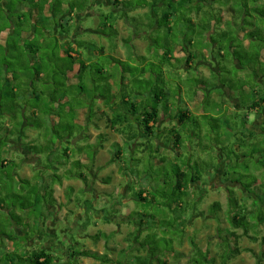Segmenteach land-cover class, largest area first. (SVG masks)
Wrapping results in <instances>:
<instances>
[{"label":"rangeland","instance_id":"374dc122","mask_svg":"<svg viewBox=\"0 0 264 264\" xmlns=\"http://www.w3.org/2000/svg\"><path fill=\"white\" fill-rule=\"evenodd\" d=\"M76 1L77 0H67V2ZM135 1L137 3L140 0ZM97 2H95L93 7L90 0L89 6H86V8H91V13L81 18L82 21L80 27H82L84 33L78 35L77 41L85 42L86 44L82 47H77V43L75 44V51L80 55L78 58H83L89 65L87 72L90 76L84 77L82 81L78 80L79 82L70 88L68 83L67 87L64 88L59 86L58 97L60 99L64 97L65 100L59 108L55 104L52 106L53 108L56 107L57 114L55 115L57 123L52 125L50 121V123L48 122V124H44L40 129L35 127L37 132L41 133L42 141H45L43 134L52 132L53 127H55L60 134L66 136L63 140L64 142L61 144L62 146H60L62 149L60 154L56 155L55 152L53 153L56 157V164H60L61 172L56 164L55 167H57L58 171L57 169H52L40 172L29 166L32 172L36 174L35 179L34 182L24 181L21 179L23 174L21 171L22 161L20 160V155H15V158L13 157L12 160H9V165L6 168H3L2 170L0 169V258L3 257L4 259L1 264H9L11 260L14 264H29V262L24 261L23 259L26 258L27 260L34 250H39L40 245H38V242L41 236L46 234L45 236L48 237V229L42 225V223H44V216L47 213L43 208V204L46 202L47 204L54 206L56 203L53 197L54 188L51 182L54 179L52 177H58L63 173L64 178L68 179V175L70 173H74L76 176L83 175L87 178V181L84 178H78L80 179L79 183L81 186L75 185V188L67 187L62 194L63 201L61 199L58 200V207H62L63 209L66 208L67 216L64 215L61 222L58 224L55 242H58L59 244L53 252L57 253V257L60 259L61 263V260H63V263L65 264H96L94 259L83 258L81 255H79V257L78 255H75V253H80L84 251V249L100 253H123L120 251L121 248L126 246L128 248L129 246V244L124 245L125 243L123 240L129 237L130 232L135 229L133 223L137 222V219L133 220L135 218L128 215V213L138 209V203L135 201V198L139 190L142 188L145 189L150 194L149 197L151 198L153 194H156L157 190L158 192L164 190V180L167 179V191L170 192L171 184L173 183L171 179L174 177V180H176V177L180 176L183 172L187 173L190 168H192L190 176H199L203 187L200 192L196 185L192 186L191 189L187 190L190 195V199H188L187 196H184V198L187 200V203H190V207L197 204V209L195 208L194 212H192L191 209H187L185 212L183 211L186 215L184 218L186 219L187 217H191L192 214L194 215L191 217L192 219L189 221L184 234L180 233L181 231L179 230L173 231L175 234L173 235V239H175L173 242L174 244H166L163 241L164 239L154 238L156 240L152 243V247L159 248L162 251L173 250L169 256L164 258L165 260H168V264H189V260L193 254L190 241L194 240L196 241V244L203 249V251L211 253L210 259L214 258L216 260V264H222L220 259V256L223 253L221 244L228 240V234L230 232L228 221H226L228 211L230 209V201L229 194L223 186L216 188L215 184H219L218 181L220 180V176L222 177L223 183L228 182L227 180H231L232 177H237L241 179L240 182L243 183L244 187H242V189H245L246 191L250 190L252 191V194L256 191L264 192V133L259 137V135L254 134L251 128L249 129L247 126H243L242 124V121L244 120L243 118L246 114L249 118L252 117L250 120L247 118V123L249 125H252L256 121L257 115L253 111H248V109L242 108L239 112H236L234 117H228L225 115V109H216L213 105L211 111L215 112V109L217 110V115H213L218 118V123L214 120L208 121V119L205 118H199V120L196 119L198 123L196 126H194L193 122L190 123L189 125H191V128L186 126V129L188 130L186 134L189 133L190 135L184 138V142L186 143L183 148H180V151H174L168 148L170 144L168 145L167 142L169 143L170 137L171 139H174V134L168 131L169 133H167V136L163 140L167 145L164 143V145L161 146L164 147L162 154L161 152L157 153L156 145L155 150H144V147H141V144H146L147 142L141 137H139L140 139L138 141L134 142V144L137 145L135 146L133 144L135 147L131 149L129 148L128 142L124 141L122 136L106 130V126H103V129L105 128L104 134L107 136L101 135L95 138V135H90L93 133H90V131H92L90 130V126H93L97 118L95 114L105 111V101L103 99L110 98L108 97L109 91L114 93L117 86L116 80L119 82V94L116 95V97L122 98L124 94L122 83L125 80L130 84L125 91L129 93L133 92V94L134 92L139 93V96H143L145 100L148 99L147 106L152 107L155 105L153 101L154 94L158 91L160 92L161 90L167 93L170 89V98H165V101L169 100L171 102L175 101L174 96L181 97V90L185 96L187 95L189 100L192 99L191 96H194L197 91L205 93L204 89L200 87L198 78H203L205 77L203 75H208L210 73L209 70L204 71L199 69V67H197L198 72H196V69L193 68L185 71L182 67L187 68V66L182 65V61L181 63L173 61L175 65L173 64V67H167L168 70H166V78H163L160 75L161 69L163 68L162 53L169 42V44H171V42H179L181 46L188 48L189 51L196 57V63H198V61L205 60L202 56V50L206 46L205 44H201V38H198V36L194 37L193 32L190 29H187L185 35L188 37L193 36L194 44L192 47L184 45V31L187 27H185L182 22L180 23L179 20L181 19V16L179 13L176 15L177 20H175V26L173 25L175 34L174 38L171 40L166 39L164 36L165 29L163 27H160L158 30H152L153 28L148 26L149 11L140 12V9L127 11L128 15L125 20L119 17V13H117L116 18H118V22L116 24L120 37L111 34L110 29H107L106 31L107 36L92 35L91 33L89 34V31L102 27L105 23V16L115 11L113 6L109 8L112 4L110 0H100L98 3ZM123 2L125 1L123 0ZM29 4L30 2L28 5ZM1 8L0 12L3 10ZM84 10L79 9L81 15L85 14ZM223 12H225L224 16L226 18L231 15L229 20L232 22L223 25V28H225L226 31L217 30L215 32L216 34H212L211 37L220 40V43L218 42L217 45L224 46L222 49L225 55L219 54L220 51L218 50L217 45L212 43V41H209L208 45L210 55V58L208 56L209 63L214 67L221 68L223 71V73L219 74L221 75V83L219 80L215 81V78L211 76V80H205L206 83L204 84L208 87V89L212 90L215 88L218 89L215 85L220 83L223 85V88L220 86L217 91L218 93L223 92L225 85L228 88L233 86L234 89H236L238 85L240 86L242 84L234 75L235 70H233V67L236 66V62L233 61V59H235V56H241V58H243L242 63H248L247 58L245 57L247 53L243 48V39L239 37L238 31L239 27L243 26L245 20L248 22L251 21V19L244 13L236 12L237 14L234 15L227 9H224ZM115 15V13H112L110 17H115ZM40 17L44 18V20L48 22L47 25L43 23L44 27H47V29H50L51 31L56 30V27H51L53 26V22L55 23L54 19L50 20L44 15H40L37 19ZM152 17L154 18V16ZM153 18L150 19L151 23L156 20V17L154 19ZM257 18V21H261L259 16H257ZM81 19L78 18V20ZM27 20L29 21V19ZM158 21L160 20H157V22ZM111 22H113V18H111ZM79 23L77 24V27H79ZM258 24L254 25V28L246 25L240 29L243 30L246 28L247 32H252L257 29V26L259 27V25H261ZM1 27L2 22H0V30ZM67 29L68 27L65 29L60 27L58 29V39H60L61 51L57 50L55 54L51 49H44V47H41V53L36 57L32 56L25 48V54L22 58H19L20 52L17 53L16 50L11 52L10 62L15 65L16 72H18L23 79H25L24 75L26 73L28 74H26L27 78L31 76L36 79L37 70H40L44 74V79L39 78L41 79L40 81H35V92L46 93L54 90V88H56V83L59 85L66 83L67 79L63 75V71L68 69L67 66L72 63V59L63 54V52L67 48L65 45H74L73 34L74 32L76 34L79 32L74 30L75 27L74 29L70 28L73 32L72 35L68 37ZM223 32H226L228 35L222 37ZM123 37L125 41H122ZM255 37L260 38L261 36L256 35ZM36 38L38 39V37L34 36L32 40L28 38L25 40H19L17 37H13V44L16 45L21 41V44H23L22 47H26V45L31 43L36 44ZM44 41L45 38L41 40V42ZM232 42L235 47L230 46L233 44ZM148 44H150V49H146L148 58L137 57L145 51V45L148 47ZM133 45L137 46V50H133ZM104 47L106 48L105 52L100 53L101 49ZM254 48L251 49L249 55L255 53ZM97 52L99 53L98 55H96ZM175 53V57H179L177 54H180L182 60L185 58L186 53L182 52V50L179 51V53ZM41 55L45 58H42ZM141 58H144V60ZM4 60L5 57L0 56L1 64H3ZM252 61L255 62V58H252L249 63H252ZM78 62H80V60H78ZM134 63L136 64L134 65ZM29 64L31 65V68ZM128 65L131 67H145L148 74L143 75L136 71L124 73L123 70L127 68ZM227 67H229V69ZM173 68H175V70ZM240 70L244 73L243 76H246V73H248L244 72V69L242 68H240ZM109 76H114L113 81H105ZM212 93H216V91H212ZM260 94L264 96V87L260 89ZM102 97L104 98L102 99ZM40 98L42 101L38 102L37 99H35L32 100V102L43 111L45 105L49 103L47 101L49 98L44 94H40ZM181 98L184 101V103L183 101L181 102L183 103L182 106H185L187 104V100L184 99V97ZM101 101L104 103H101ZM176 102L180 104L179 101ZM209 102L210 101H208V103ZM245 103L247 104V102H243V105H245ZM159 104L160 109H162L163 103L160 102ZM206 105L208 104L206 103ZM85 108L89 112H92V116L89 117V113H86V111H80ZM179 108L181 107L177 104V106H174V111L178 112L180 110ZM244 108H246V106H244ZM93 112L95 113L94 115ZM2 118V120L8 124L6 116H3ZM2 123L3 122L0 123V127ZM105 123L106 121L103 120L101 125H105ZM217 125H219L220 129L216 127ZM246 130H249V133H247ZM219 131L224 135L227 133V143L236 142L237 144H241V140L243 138L245 140L247 139L248 146H244L245 158H243V160L238 161L231 158L229 159V162H227L226 155L228 157L229 153L227 151V154L225 155L221 150L225 140H222ZM250 134L252 136H250ZM140 135L141 134H139V136ZM109 136L112 137V139H109ZM54 141L56 142L55 139ZM116 143H119V145ZM120 146H122L124 154L122 156H118L119 159L114 161V155L120 149ZM64 148H70L72 155H63ZM178 154L182 155L179 156ZM164 157L169 158L171 161L167 160V162H163L162 159ZM46 159L47 158L42 159V161L46 162ZM82 159H88V161L83 162ZM124 167L128 168V170L125 174H122L121 171L124 170ZM114 169L118 172L117 176L121 174L119 178L114 177ZM64 171L66 172L64 173ZM41 176L45 177V181L42 180ZM97 176H99V178H97ZM107 176L111 179L107 180ZM47 178L50 179L47 180ZM103 179L107 181H103ZM95 181H98L99 184L95 183ZM86 182H88L89 186L85 187ZM122 185L123 188L127 187L130 192L126 195V191H123L125 196L118 199L119 195H117V191ZM250 185H252L251 189H249ZM227 187L229 190L241 188L239 186L233 187V185ZM239 190H237V192ZM30 192H32V194H29ZM201 194L202 197L200 198ZM252 194H248V197H246V204H248L249 207H251L254 200L257 199V196ZM127 196L129 198L126 202L124 199L127 198ZM239 197H242V195ZM29 199L35 204L39 201L41 202V205L40 203H37L35 205L36 207L33 206L30 209H25L23 205L25 202H28ZM117 199L118 201L115 202ZM86 201H90V203L92 201L93 203L96 202L95 205L97 206H99L100 203L99 207L102 208L112 205L107 209H120V213H111V216H113V223L111 225H107L101 219L103 214H94L93 211H90L88 214L87 210L90 205ZM114 202L116 205L118 204L119 208L113 204ZM215 203L220 204L219 210L214 208ZM145 207L140 205L139 208ZM82 208L85 209L84 212H80ZM154 209L157 208L154 207ZM77 210H79V223L77 221L76 223L73 221V211ZM127 215L128 219L129 217L132 219H129L128 221L126 218ZM26 216L30 218V224L25 222ZM173 216L174 214L172 217ZM165 220L167 219L159 218L158 221L156 220L157 225L150 229H145L146 231L141 233L142 237L147 236L149 233H158L159 236L162 235ZM148 222L152 223L153 220L151 219ZM86 224L88 225L86 226ZM18 229L22 231V234L17 232ZM119 229L122 231L121 235L113 233L115 230ZM219 229H222L223 231L220 233L218 231ZM65 230L67 232L66 234L64 232ZM260 232L261 234L259 235V240L254 241L252 239V236H254L252 232L245 234L243 229L238 230L237 233L241 236L238 239V244L242 249V253L236 259L228 261L227 264H264V259L263 262H261L260 259L257 258V255L262 254L260 253L261 251L264 253V248H262L263 240L261 238L264 236V228H262ZM98 235L101 242L95 243L98 240ZM65 236H67V241L64 240ZM115 236H117L119 239L118 241L120 242L117 249L105 250L104 242H108V246L114 244L113 241ZM29 241L32 243L31 245ZM234 241L235 239L232 238L231 242L234 243ZM22 244L27 245H23L22 247ZM25 249L29 251H31V249L33 250L28 252ZM246 249L252 250V252H249ZM167 251L161 253H167ZM61 253H63V255ZM126 253L133 252L128 251ZM173 253H182L184 257L179 260L175 259ZM9 258L11 259L8 262L7 260ZM119 259V254H116V260Z\"/></svg>","mask_w":264,"mask_h":264},{"label":"trees","instance_id":"16d2710c","mask_svg":"<svg viewBox=\"0 0 264 264\" xmlns=\"http://www.w3.org/2000/svg\"><path fill=\"white\" fill-rule=\"evenodd\" d=\"M36 1V0H35ZM34 0H0V8L3 9L0 12V22H2V27L0 30V56L5 57V60L3 64L0 63V121L3 122L0 127V169L6 168L9 165V160L7 157L3 156L4 153H8L6 149H11L10 141L13 139H16L20 134L27 137V132H29L30 128L36 130L35 127H38L39 129L43 127L44 124L50 123V116L55 115L56 113V107H52L54 104L59 108L61 106L62 102L65 100L63 98H59V86L61 87H67V81L66 83H63L62 85H59L56 83V88L52 91H48L46 93L41 92H35V81H40L41 79H44V74L37 70L36 79L34 77H26L23 79L21 75L16 72L15 65L10 62V56L12 51L20 52L19 58H22L25 54V49L29 51V53L36 57L41 53V47H44V49H51L54 54L57 50H60V39H58V33H55L54 31H49L47 27H44V24L47 25V21L44 20V18L40 17L39 19L34 18L32 16L31 12H27L25 9L29 5H31L33 8H36L37 11L41 15H43L45 6L49 4V0H37L35 2ZM115 0L113 2V5H115V9L120 8L121 6L123 9V13L119 14V17L122 19H126L129 10H136L139 8L146 9L149 11L148 17H149V25L152 30H158L160 27H163L165 29L164 36L166 39L171 40L174 38V26H175V20L177 13L180 14L181 19L179 20L180 23L187 27L184 31V35L186 34L187 29L192 30L194 37L198 36V38H201V44H205V46L208 48L209 52V41H212L214 44L220 43V40L215 39L214 37H211L212 34H214L217 30L226 31L225 28H223L224 24L231 23L230 20H225L223 18L222 12L224 9H227L228 11H231L234 15H236V12L244 13L247 17L251 19V21L245 20L243 23V26H250L255 27L256 24H261L259 27L257 26V29H255L252 32H247L245 39H248L250 41V47L249 49H245V52L247 55L245 56L247 58L248 63H242L241 56H235V59L233 61H238L240 68L244 69V72L246 73V76H243L244 73L240 70L239 66L233 67V70H235V76L236 78L242 83L240 86L238 85L236 87V91H240L241 87L246 86L250 88L251 90L249 92H246L245 90H242L240 93L243 98V102H249L252 101L254 104L251 107L252 110H255L257 107H264V96L260 94V89L263 88V85H260L257 89L258 85L255 81L256 76H264V62L261 60V51L264 49V0H140L136 3L134 0ZM128 2V3H127ZM83 3V4H82ZM90 0H82L81 3H78L76 7H78L81 10H84L86 6H89ZM131 3V4H130ZM53 4V6H52ZM63 1L62 0H52L51 6L52 11H59V9L62 7ZM130 5V6H129ZM129 6V7H128ZM78 9V10H79ZM118 10V9H117ZM3 11V12H2ZM56 13V12H55ZM110 16L112 14H109ZM109 15L105 16V23L102 27H98L95 30V33L97 35L107 36L106 31L107 29L111 30V34L120 36L119 31L117 30V22L118 18L110 17ZM156 17V20L151 23L150 19ZM257 16H259L261 21H257ZM111 18H113V22H111ZM153 18V19H154ZM29 19V21L27 20ZM54 19V18H53ZM51 20V19H50ZM55 20V24L57 25V21ZM75 20L74 17H69L65 20H63V24H66V26H70V23ZM157 20H160L157 22ZM31 22V23H30ZM44 23V24H43ZM43 25V26H42ZM154 25V26H153ZM174 25V26H173ZM62 28H64V25H62ZM65 29V28H64ZM70 29H67V36H70ZM216 34V33H215ZM222 37H225V35H228L226 32L222 33ZM256 35H260V38H256ZM36 36L38 39L36 40V44L31 43L26 45V47H22L23 44H21V41L18 42L16 45L13 44V37H17L20 39H30ZM45 38L44 42H41L42 39ZM34 41V40H33ZM122 41H125L124 37L122 38ZM185 44L186 46H193L194 38L193 36L188 37L185 35ZM32 42V41H31ZM79 47L84 46L85 42H78L75 41ZM170 43V42H169ZM167 43V46L165 47L163 53H162V69L160 72V75L163 78H166L167 76V67L171 66L173 67V60H176V62L181 63L182 60H179L175 58L174 54L175 52H179L182 50V52H185L187 54V57H185L184 61H182V65H185L191 69L192 67L189 66L193 59H196V57L189 51L188 48L181 46L179 42H171V44ZM233 43V42H232ZM126 44V42H125ZM231 47L234 46V43L230 45ZM218 50L220 51L219 54L225 55L223 51V45H217ZM235 47V46H234ZM255 47V48H254ZM254 48V54L249 55V52L251 49ZM180 49V50H179ZM234 49V48H231ZM63 50V49H62ZM61 51V50H60ZM203 54L202 56L204 59H207V55H205L204 48H203ZM105 52V47L101 49L100 53ZM61 53V52H60ZM65 55L70 57L72 59V63L67 66L68 69H65L63 71V75L67 79V71L72 69L74 67V64L76 63L75 57L72 56L73 53H75V48L68 44V48L63 52ZM236 55V54H235ZM253 56V57H251ZM33 57V58H34ZM42 57V55H41ZM49 57V56H48ZM45 58V57H42ZM252 58H255V62L252 61V63H249ZM144 60V59H142ZM205 62V61H204ZM208 64L209 61H207ZM235 63V62H234ZM181 65V66H182ZM30 68L31 65L29 64ZM88 63L84 61H80V69L79 73L77 74V78L79 81H82L84 77H89L90 74L87 72L88 69ZM225 67V66H224ZM223 67V69H224ZM229 69V67H227ZM175 70V68H173ZM183 69V68H182ZM221 69V68H220ZM226 69V67H225ZM125 73L128 72H140L141 74H145L148 71L145 67H138L135 70H131L130 67L127 66L123 70ZM222 71V69H221ZM223 73V71L221 72ZM243 73L239 79V74ZM18 74V75H17ZM28 75V74H27ZM211 76L215 78V81L219 80L221 75H217L216 73H211ZM114 76H109L105 81H110L113 79ZM243 77V78H242ZM41 78V79H39ZM209 78H207L208 80ZM199 84H205L206 81L202 77L198 78ZM203 81V82H202ZM220 81V80H219ZM124 84V83H123ZM55 85V84H54ZM96 86V85H95ZM206 86V85H205ZM226 86V85H225ZM73 87V85L69 86ZM129 87V85H123V91L124 94L122 98L116 97L117 94H112L111 91H109L110 98L108 99H102L105 101L104 106L105 110L101 114L94 113L97 117V120H105L107 123V129H110L114 134H118L124 138V141L128 142L129 148H133L134 142L137 141V139L142 135L143 137L147 138V143L143 144L142 146L146 147L144 150H154L155 145L153 144L154 139L157 138V124L160 120V102L163 103L162 105V111L166 113L169 109H171L174 106L180 105L176 101H179L176 96H174V102H171L169 100L165 101V98H170V89L167 93L163 92L162 90L154 94L153 101L154 106L148 107L147 102L148 99L145 100L144 97L140 98L139 93L137 92H127L125 89ZM233 87V86H232ZM216 89V88H215ZM96 90V88H95ZM214 90V89H213ZM6 91V92H5ZM218 91V90H217ZM40 94L46 95V97L49 98L47 100L49 103L45 105L44 110L38 108L35 106L32 102V100L37 99V101L40 100ZM42 96V95H41ZM256 100V101H255ZM6 101V103H5ZM242 102V103H243ZM44 103V102H43ZM45 104V103H44ZM246 106V103L245 105ZM243 106V108H244ZM181 107V105H180ZM220 108H223V106H219ZM247 107V106H246ZM182 108V107H181ZM179 108L180 113L178 114V119L180 122V125L185 130L187 127L190 126L189 124L193 122L194 126L198 125L197 120L199 118H205L209 120H214L218 123V118L210 115V114H203L201 117L196 116H190L188 111H184L183 109ZM6 110V112H5ZM92 112H89V117L92 116ZM3 116H6V120H8V124L2 120ZM100 116V118H99ZM48 117V118H47ZM194 118V119H193ZM0 122V123H1ZM152 124V125H151ZM243 126H246L247 118H245L242 121ZM219 128V125L216 126ZM220 129V128H219ZM166 131H163V134L173 133L174 139L170 137L169 144L173 147L174 150L180 151V148L184 146L185 142L183 143L182 135L176 130L173 129H166ZM37 131V130H36ZM264 133V132H263ZM40 138H41V133ZM139 134H141L139 136ZM219 134L222 138V140H225L224 145H222L223 148H221L222 152L224 154H227V151L229 153L228 157L226 155V160L229 162V159L233 158L241 161L243 158H245L244 155V146L247 144L245 139L241 140V144L235 143H227L226 139L228 138L226 136L227 133L221 134L219 131ZM101 135L106 134L102 133ZM250 136H252L250 134ZM43 138H45V145L41 146V149H38V146L36 145H30L32 149L36 150V152H43V151H51L52 147L55 144H62L64 139L66 138L65 135L60 134L55 127H53L52 132L43 134ZM72 138V137H71ZM42 139V138H41ZM56 140V142L54 141ZM119 145V143H116ZM236 146L239 147V151L236 150ZM248 146V144H247ZM6 150V151H5ZM69 150L70 148H64L63 155L69 156ZM111 153V152H110ZM124 154V150L122 149V146H120V149L117 151V153L114 155L113 160L119 159L118 156H122ZM179 155V154H178ZM180 154L179 156H181ZM171 161L169 158H163V162ZM111 162V161H110ZM79 163V162H78ZM115 163V162H114ZM122 167V166H121ZM122 170V169H120ZM128 168L124 167V170L121 171L122 174H125L127 172ZM190 171H192V168L188 170L187 173L183 172L180 174V176L175 178L173 177L171 180L173 183L171 184V191H167V184L168 180H164V190L163 191H156V194H153V196L150 198V194L145 190L141 189L139 190L135 201L138 203L137 207L138 209L133 212H129L128 215H131V217H134L137 222L133 223L134 230L130 232L129 237L124 241V245L129 244L128 248L122 247L121 252L123 253H100L97 251H91L86 250L75 253V255H81L83 258L88 259H94L96 264H168V260H165L164 258L169 256L172 251H162L159 248L152 247V243L155 242L156 239L154 238H160L164 239L163 241L166 244H172L175 239H173V233L174 230L181 231L180 233L184 234L186 227L189 223V221L192 219L194 214L191 215V217L184 218L186 215L184 212L187 209H191L192 212H194V209H197V204L193 207H190V203L188 204L184 196H187L188 199H190V195L187 192V190L191 189L192 184L195 182L200 181L199 176L195 175L194 177L190 176ZM2 172V171H1ZM121 175V174H119ZM57 178V177H56ZM80 178H84L87 181V178L83 175L80 176ZM106 179V178H105ZM103 179V181L110 180L111 178H107V180ZM57 180H54L56 183ZM229 183L233 185V187L239 186L241 188L236 190H229L228 188V194H229V201H230V209L228 211V217L226 221H228L230 232L228 234V240L224 241V243L221 244V247L223 249V253L220 256V259L222 261V264H227L228 261L234 260L237 257H239L242 253L241 247H239L238 239L241 237L237 231L238 230H244L245 234H249L252 232L254 236H252V239L254 241L259 240V235L261 234V229L264 228V192L256 191L252 194V191L245 189H242L243 183L240 182L241 179L237 177H232L231 180H227ZM226 182V183H228ZM170 185V184H169ZM87 186L88 182H87ZM123 187V186H122ZM252 185H250L251 189ZM237 190H239L237 192ZM29 194H32L30 192ZM129 194V193H128ZM248 194L256 195L257 199L254 200L251 207H249L248 204H246V197H248ZM119 195L118 199H121L124 197L123 194L117 193ZM242 195V197H239ZM202 197V194L200 195V198ZM127 198H129L127 196ZM126 198V199H127ZM150 198V199H149ZM159 198V199H157ZM199 198V199H200ZM118 199L115 201L117 202ZM164 201H162V200ZM125 200V199H124ZM123 200V202H124ZM190 201V200H189ZM196 201V200H195ZM198 201V200H197ZM201 201V200H200ZM90 206L88 207V214L90 211H93L94 214L101 213L103 214L101 216V219L105 222L107 225H111L113 223V216L112 214H119L120 209L115 210H108L106 208L99 207L95 205L96 202L93 203V201L90 203V201H86ZM113 203L116 205V203ZM122 203V201L120 200ZM41 205V202H36V204ZM35 203L31 202L29 199L28 202L24 203L25 209H30L33 206L36 205ZM147 204V205H146ZM136 205V204H135ZM140 205H143L145 208H139ZM118 206V204L116 205ZM36 207V206H35ZM97 207V208H96ZM156 207L157 209H154ZM102 208V209H101ZM119 208V206H118ZM214 208L219 210L220 204L215 203ZM184 211V212H183ZM84 212V211H83ZM174 216L172 217V215ZM127 215V219H128ZM129 217V219H132ZM125 218V217H124ZM159 218H165L164 226L162 229V235L159 236L158 233L156 234H148L145 237H142V232L146 231L145 229H150L157 225L156 220L158 221ZM128 219V221H129ZM153 220L152 223H149V220ZM123 220V219H122ZM132 220V221H133ZM139 220V221H138ZM161 223V222H160ZM88 224H86L87 226ZM161 227V226H160ZM220 233L223 231L222 229L218 230ZM119 232V233H118ZM114 234L121 235L122 231L121 229L115 230L113 232ZM92 238V236H91ZM234 238V243L231 242V239ZM262 238V244L264 248V236ZM97 241L95 243L101 242L99 235L97 236ZM230 239V240H229ZM117 236L114 237V244H109L108 242L105 243V250H116L117 246H119L120 242ZM193 254L192 257L189 260V264H216V260L210 259V254L196 244V241L191 240L190 241ZM174 244V243H173ZM27 245V244H22ZM127 248V249H126ZM26 251L30 252L29 250L25 249ZM247 250V249H246ZM128 251H132L133 253H126ZM167 253H161L166 252ZM249 252H252V250H247ZM260 255H257V258L260 259L261 262H263L264 259V253L261 251ZM28 254V253H27ZM116 254H119L120 259L116 260ZM175 259H182L184 255L182 253H173ZM14 255V254H13ZM115 255V256H114ZM12 257V255H11ZM80 257V256H79ZM125 258V260H124ZM11 258H9L7 261L9 262ZM24 261L29 262V264H53V259L51 256L45 252L44 250H36L33 251V253L30 255V257ZM4 259L3 257L0 258V264L3 263ZM10 263V262H9ZM11 264H14L11 260Z\"/></svg>","mask_w":264,"mask_h":264},{"label":"crops","instance_id":"0c3cea01","mask_svg":"<svg viewBox=\"0 0 264 264\" xmlns=\"http://www.w3.org/2000/svg\"><path fill=\"white\" fill-rule=\"evenodd\" d=\"M62 1H63L62 7L59 9V11H55L56 12L55 13L51 9L52 6H53V4L51 6L52 0H49V4H47L45 6L43 15L45 17H48L49 19H53L54 18V19H56L58 21L57 25H54L56 22L55 23L53 22V26L50 25L51 27H56V30L54 31L55 33H58V31H59L58 29L60 27H62V25L64 23L63 20L69 18L70 16L74 17L75 20H73L70 23V26H66V24H64V28L68 27L69 29L70 28L74 29V27H75L74 30L76 32L79 31V32H77V34L75 32L73 34V40H74L73 47L76 48L75 41H77L78 35L84 33V30L82 29V27H80V24H81V21H82L81 18L83 16L89 15L91 13V8H86L84 10L85 14L81 15V13L78 10L79 8L76 7V5L79 2H82V0L81 1L77 0L76 2H67V0H62ZM97 1L99 2L100 0H91V3L93 5V7L95 5V2H97ZM114 1L115 0H110V2L112 4H111V6H109V8H111L112 6L114 8L116 7L115 5H113ZM102 5H104V4H102ZM117 9H115L114 12H111V14L112 13H115V14L123 13L122 12L123 11L122 7L121 8H117ZM139 9H140V12L148 11V10L142 9V8H139ZM139 9H136V10H139ZM25 10L27 12H31L32 16L34 18H37V17H39L41 15L39 13V11H37V9L33 8L31 5H28ZM224 13L225 12H222V15H223L224 19L225 20H229L231 15H230V17L226 18L224 16ZM78 18H80L81 20H78ZM79 21H80V23H79ZM78 23H79V27H77ZM243 27H245V26L239 27V31H238L239 37L243 39L244 47L246 49H249L250 41L248 39H245V36L247 34L246 28H244L243 30L240 29V28H243ZM96 29L97 28L90 30L89 34L91 33L92 35H97V33H95ZM48 30H50V29H48ZM72 32L73 31H70V33H71L70 36L72 35ZM148 45H149L148 47H147V45H145V49H144L145 51L143 53L139 54V56H137V57H147L148 58V55H147L146 51L148 49H150V44H148ZM65 46L68 48L67 45H65ZM77 47H79V46L77 45ZM133 50H137V46L133 45ZM204 52H205V55H207V59L204 60L205 62L201 60V61H198V63H196L197 60L193 59V61L191 62V64H189V66L192 67L193 69H196V72H198L197 71V67H199V69H202L204 71L209 70L210 73L208 75H203V76H205V77H203V79L207 80V78L210 77L209 79L211 80V73H216L217 75H219V74H221V69L219 67L212 66V64H208L207 61H209L210 55H209L207 47L204 48ZM177 53H179V52H177ZM98 54L99 53L97 52L96 55H98ZM177 55H179V57L177 56L175 58H177L179 60H182L180 54H177ZM72 56L75 57L74 59L76 60V63L74 64V67H72V69L67 71V80H68L67 83L69 84V85L67 84L68 86H71V85L75 86V84H77V82H79L78 78L76 77L77 74L79 73V69H80L79 68L80 67V62H78V60L86 62L83 58L82 59L78 58V57H80V55L78 53H76V51H75V53L72 54ZM174 56H176V53L174 54ZM208 56H209V58H208ZM185 57H187V54H185ZM141 59H144V58H141ZM184 59L182 61H184ZM261 60L264 62V49L261 51ZM146 61H147V59H146ZM173 61L176 62V60H173ZM135 64L136 63H134V65ZM235 65L239 66V62L237 61ZM141 66H142V63H141ZM128 67H130L131 70H135L136 68H138L136 66H132L131 67L129 65H128ZM182 68L185 69V71H187V69H189L188 67L187 68L182 67ZM147 74H148V72L145 73L144 75H147ZM241 74L242 73H240L239 75H241ZM240 78L241 77L239 76V79ZM219 80H220V83H221V77H220ZM110 81H113V79H111ZM116 81H117V86H118L119 82H118V80H116ZM255 81H256V83L258 85L257 89L259 88L260 85H263L262 87H264V76H256L255 77ZM123 83H122V87H123V85H129L130 86V84L127 81H125V80H124ZM220 83L218 85H215L218 89H219L220 86L223 88V85H221ZM117 86H116V88L114 90V93L112 92L113 94L119 93V86L118 87ZM200 87L204 89L205 93L197 91L194 96H191L192 99H190V100L188 99L187 95L185 96V94L182 93V90H181V94H182L181 97H184V99L187 100V104L185 106H182V104L184 103L183 99L180 96H177V97H179L178 100L180 102V105H181L182 109L184 111H188L190 116L201 117L203 114H210L212 116H214L213 114H215V116H216L217 115L216 114V111H217L216 109L220 108L219 106H223V110L224 109L226 110L225 115H227L228 117H234L236 115V112L237 111L239 112V110H241L243 108V106H244L243 103H242L244 100H243L242 95L240 93L242 92V90H245L246 92H249L251 90L250 88H248L246 86H243V88L241 87L240 91H236V89H234V87L228 88V87L224 86L225 89H223V92L218 93L217 92L218 89H214V90L212 89L211 90V89H208V87H206L203 84H201ZM212 91H216V93H212ZM139 97L143 98V96H139ZM182 101H183V103H181ZM208 101H210V102L208 103ZM101 103H104V102L101 101ZM206 103L208 105H206ZM247 104H248V102H247ZM247 104H246L247 107L243 108V109H248V111L255 112L256 115H257V118H256V121L252 125L247 124L246 126L249 129L251 128L253 130L254 134L255 135H259V137H260V135L263 134V127H264V107L263 108L262 107L261 108L257 107V108H255V110H252L251 107L253 106L254 103L252 101H249V104L248 105ZM213 105L216 108L215 112L211 111V108H212ZM105 110H108V109H105ZM80 111H84V112L86 111V113H89V111L86 108L82 109ZM160 111H161L160 120H159V123L157 124L158 128H157V132H156V134L158 136H157L156 139H154L153 144L156 145L157 153L161 152V154H162V152L164 150V147H161V146L164 145L165 142L163 140L167 136V134H163L162 133L163 131H166L165 128L166 129H173V130H176V132L180 133L182 135L183 143H184V138L187 137L190 134L189 133L186 134V132L188 130L187 129L184 130L183 127L180 125V122H179V119H178V114L180 113V111H178V112L174 111V107L169 109L166 113H164L162 111V109H160ZM101 113H99V114H101ZM245 118H248L250 120L252 117L249 118L248 115L246 114L243 119H245ZM49 120L51 121L52 125H55L57 123L56 115H51ZM102 122H103V120H97V119L95 120V123L93 124V126H90V130H92V131H90V133L93 132L90 135H95V138L99 137L100 134L104 133L105 128L103 129V126H106V130L111 131L110 129H107V123H105V125H101ZM90 125H92V124H90ZM188 128H191V125ZM87 129H89V128H87ZM246 132L249 133V130H246ZM108 134H109V132H108ZM26 135H27L26 138L24 136H22V134H20V136H18L16 139L11 140L10 141L11 149H6L8 151V153H4V151H3L2 152L3 153L2 157H7V158L12 160L13 157L15 158V155L16 156L20 155V160L22 161L21 162V166H22L21 171H22V174H23L21 179H23L24 181H27V182L28 181L34 182L36 174L34 172H32L30 167H32V169L34 168L35 170H38L40 172L43 171V170L57 169V167H55V164H56L55 158L56 157L54 156L53 153L55 152L56 155L60 154V152L62 150L60 148V146H62V145H60L59 143L55 144L52 147L51 151H43V152L39 153V152H36V150L32 149L31 146L32 145H36V146H38V149H41L40 147L45 145V141H42V139L39 137V133L35 129H33L32 127L30 128L29 132H27ZM244 136H247V135H244ZM140 137L143 138L144 141L146 140V142H147V138L145 139V137H143L142 135ZM38 139H40V140H38ZM109 139H112V137L109 136ZM139 139L140 138H138L137 141ZM246 142H247V139H246ZM143 144H141V147H144V146H142ZM167 144L169 145L168 142H167ZM134 145L136 146L137 144H134ZM184 146H185V144H184ZM145 148L146 147H144V149ZM168 148L174 150L171 145L168 146ZM236 150L239 151V147L238 146H236ZM69 155H72L71 154V149L69 150ZM216 155H217V153H216ZM45 158H47L46 162H43L42 159H45ZM82 160H83V162H87L88 161V159H82ZM56 165L59 167V171H60V164H56ZM57 171H58V169H57ZM65 172L66 171H64V173ZM113 173H114L113 174L114 177L119 178L120 175L117 176L118 172L116 171V169L113 170ZM38 175H40V174H38ZM69 175H68V179L64 178L63 173L60 174L57 178L56 177H52L54 180H57L56 183L54 182V180L51 182V184L53 185V188H54L53 189V191H54L53 192V194H54L53 197H54L56 203H55L54 206L49 205L46 202H44V204H43V208H44V210H46L47 213L44 216V219H43L44 223H42V225L45 226L48 229L47 230L48 237L45 236L46 234L44 235L46 238L44 236L40 235L41 237L39 238V242H38V245H40V248H39L38 251L44 250L45 252H47L51 256V258L53 259V262H54L53 264H65V263H63L64 262L63 260H61L62 261V263H61L60 259H58V257H57V253L53 252V250H55L56 247H58L57 245L59 244L58 242H55L56 241L55 236H56V233H57L58 224L61 222L62 217H64V215L67 216V209L66 208L63 209L62 207H58V204H59L58 200L61 199L63 201L62 194H63V191L67 187L75 188V185H78V186L80 185L81 186V184L79 183L80 179H78V178H80L79 175L76 176L74 173H70ZM41 178H42L43 181H45V177L44 176H41ZM97 178H99V176H97ZM48 179H50V178H47V180ZM201 182L202 181H198V182H195V183L192 184V186L196 185L197 189L200 190V192L202 191V187H203ZM95 183L99 184L98 181H95ZM86 186H87V182L85 183V187ZM122 186H120V188L118 189L117 193L123 194V191H126V195H128L130 190L127 187L123 188ZM85 187H84V190H85ZM127 199L125 198L126 202H127ZM97 200H98V197H97ZM104 201L106 202L105 199H104ZM99 206H100V203H99ZM78 211L79 210L73 211L74 212L73 221L75 223H76V221L78 223L80 221V220H78V219H80L78 217L79 216ZM83 211H85V209L82 208L80 210V212H83ZM80 214H82V213H80ZM25 222L30 224L31 220H30V218L28 216L25 217ZM17 232L19 234H22V231H20V229H18ZM64 232H65V234L67 233L66 230ZM66 238H67V236H65V239H64L65 241H67ZM29 243H30V245L32 244L30 241H29ZM34 251H36V250H34ZM61 254L63 255V253H61ZM9 264H11V262Z\"/></svg>","mask_w":264,"mask_h":264},{"label":"flooded vegetation","instance_id":"af4514ba","mask_svg":"<svg viewBox=\"0 0 264 264\" xmlns=\"http://www.w3.org/2000/svg\"><path fill=\"white\" fill-rule=\"evenodd\" d=\"M218 182H219V184H215V185H216V188H218V187L220 188V187L223 186V188H224V189L226 190V192L228 193V190H227L228 187H227V186H231L232 184H231V183H229V184H228V183H223V182H222V177H221V176H220V180H219ZM31 251H32V249H31ZM31 251H30V252H31ZM31 254H32V253H31Z\"/></svg>","mask_w":264,"mask_h":264}]
</instances>
